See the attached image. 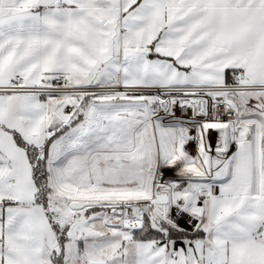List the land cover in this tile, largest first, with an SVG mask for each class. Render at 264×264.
I'll return each mask as SVG.
<instances>
[{"label":"snow or ice","instance_id":"6c2138e0","mask_svg":"<svg viewBox=\"0 0 264 264\" xmlns=\"http://www.w3.org/2000/svg\"><path fill=\"white\" fill-rule=\"evenodd\" d=\"M0 264H264V0H0Z\"/></svg>","mask_w":264,"mask_h":264},{"label":"rangeland","instance_id":"374dc122","mask_svg":"<svg viewBox=\"0 0 264 264\" xmlns=\"http://www.w3.org/2000/svg\"><path fill=\"white\" fill-rule=\"evenodd\" d=\"M183 223V221H181Z\"/></svg>","mask_w":264,"mask_h":264}]
</instances>
